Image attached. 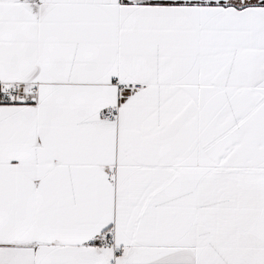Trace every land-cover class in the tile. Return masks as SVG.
<instances>
[{
	"label": "snow or ice",
	"instance_id": "obj_1",
	"mask_svg": "<svg viewBox=\"0 0 264 264\" xmlns=\"http://www.w3.org/2000/svg\"><path fill=\"white\" fill-rule=\"evenodd\" d=\"M0 264H264V0H0Z\"/></svg>",
	"mask_w": 264,
	"mask_h": 264
}]
</instances>
